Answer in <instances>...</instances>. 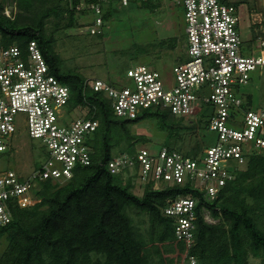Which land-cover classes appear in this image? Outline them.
<instances>
[{
  "label": "built area",
  "instance_id": "built-area-1",
  "mask_svg": "<svg viewBox=\"0 0 264 264\" xmlns=\"http://www.w3.org/2000/svg\"><path fill=\"white\" fill-rule=\"evenodd\" d=\"M158 0H96L87 7L92 16L83 25L90 35L104 31L103 12L112 4ZM180 5L185 24L183 52L176 58L172 82L157 70L138 65L126 71L127 84L85 80L83 89L102 95L112 113L135 120L147 110L166 109L175 117L206 124L215 133V144L191 158L161 146L148 151L114 155L106 164L112 175L130 177L144 186L187 187L166 201L161 215L172 220L173 236L184 245L182 264H198L190 254L194 245L197 196L204 201L219 193L246 167L253 151H264V108L246 109L241 89L264 77V33L243 41L239 32V9L225 0H169ZM253 13L264 23V0ZM76 11L82 7L77 6ZM252 12V11H251ZM70 89L49 71L35 42L22 51L16 46L0 48V154L15 133V121L23 116L31 139L44 149L42 163L27 176L0 171V227L11 223L15 209H26L42 183H65L78 167L91 165L89 146L99 122L94 106L69 107ZM77 112V115L75 113ZM203 218L207 215L203 209Z\"/></svg>",
  "mask_w": 264,
  "mask_h": 264
},
{
  "label": "trees",
  "instance_id": "trees-1",
  "mask_svg": "<svg viewBox=\"0 0 264 264\" xmlns=\"http://www.w3.org/2000/svg\"><path fill=\"white\" fill-rule=\"evenodd\" d=\"M4 2L14 10L11 17L4 14ZM95 2L0 1V48L16 46L24 51L29 42H35L50 73L69 87V107L94 106L99 122L89 143L91 165L76 168L73 177L63 184L42 183L33 203L26 209H15L11 223L0 227V240L6 243L0 264H182L186 253L184 245L174 239L173 221L161 215V208L189 189L148 183L139 185L142 193L136 195L132 189L138 184L130 177L110 174L106 164L114 155H131L138 144L150 143L131 132V127L141 121H155L157 129L165 133L162 146L174 150L175 141L198 129L197 121L185 125V119L160 108L147 110L135 120L115 117L102 95L83 89L84 78L61 68L53 34L47 33L49 21L65 15L68 27H75V15H87V7ZM77 6L82 10L76 11ZM141 6L154 7L151 2ZM110 17L108 8L103 12L104 23ZM169 42L174 50L176 39ZM257 81L264 83V77ZM243 95V107L252 108L255 97L252 93ZM202 150L195 145L177 151L194 158ZM197 196L190 254L198 264H248L250 256L264 258V151L248 155L246 167L227 183L217 199L204 201ZM203 209L215 223L204 221ZM130 210L146 216L148 227L144 232L135 225Z\"/></svg>",
  "mask_w": 264,
  "mask_h": 264
},
{
  "label": "rangeland",
  "instance_id": "rangeland-1",
  "mask_svg": "<svg viewBox=\"0 0 264 264\" xmlns=\"http://www.w3.org/2000/svg\"><path fill=\"white\" fill-rule=\"evenodd\" d=\"M225 3L239 9V32L243 41H250L254 36L264 33V23L257 25L259 18L253 13L259 8L258 0H225ZM153 5V8H148L138 3H131L127 7L112 4L111 17L104 23V31L100 35L83 31L84 23L92 19L90 15H75L73 28L68 27L66 15L52 18L46 29L48 34H53L54 51L61 60V68L74 71L85 80H102L123 86L127 84L126 71L129 68L145 65L157 70L165 82H172V69L185 43L183 10L180 5L169 0H158ZM3 7L4 14L11 17L14 13L12 7L7 2H4ZM172 38L177 41L174 50L169 48ZM241 91L252 93L255 97L252 108L264 106V83L261 81L254 80L252 85L244 86ZM188 121L191 119L184 120V124L188 125ZM195 125L198 126L197 130L186 132L172 144L176 150L186 151L195 145L204 149L215 144L217 137L205 128L201 116ZM15 129L7 141V150L0 154V171L12 170L27 176L42 163L44 149L38 140L28 136L23 116L16 118ZM131 132L149 140V144L136 146L148 151L158 150L165 136L152 120L133 125ZM132 192L141 195V187L134 186ZM129 215L143 232L147 229L148 221L144 214L130 210ZM205 215L207 223H215L207 211ZM5 244L1 239L0 253ZM248 264H264V258L250 256Z\"/></svg>",
  "mask_w": 264,
  "mask_h": 264
}]
</instances>
